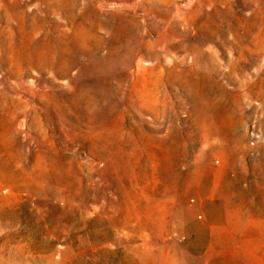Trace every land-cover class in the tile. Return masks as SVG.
I'll use <instances>...</instances> for the list:
<instances>
[{
  "label": "rangeland",
  "instance_id": "1",
  "mask_svg": "<svg viewBox=\"0 0 264 264\" xmlns=\"http://www.w3.org/2000/svg\"><path fill=\"white\" fill-rule=\"evenodd\" d=\"M0 264H264V0H0Z\"/></svg>",
  "mask_w": 264,
  "mask_h": 264
},
{
  "label": "built area",
  "instance_id": "2",
  "mask_svg": "<svg viewBox=\"0 0 264 264\" xmlns=\"http://www.w3.org/2000/svg\"><path fill=\"white\" fill-rule=\"evenodd\" d=\"M254 133V124L252 125V134ZM201 216L199 215V218H200Z\"/></svg>",
  "mask_w": 264,
  "mask_h": 264
}]
</instances>
